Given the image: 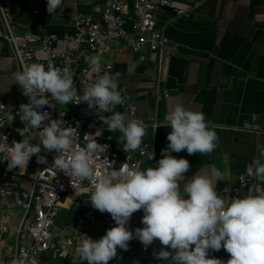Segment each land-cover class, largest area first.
Listing matches in <instances>:
<instances>
[{
	"label": "crops",
	"instance_id": "0c3cea01",
	"mask_svg": "<svg viewBox=\"0 0 264 264\" xmlns=\"http://www.w3.org/2000/svg\"><path fill=\"white\" fill-rule=\"evenodd\" d=\"M102 5L103 0H63L50 16L47 0H4V9L12 17L11 31L16 36L23 35L36 23L45 33L71 34L78 14L93 15L95 8ZM34 9L40 11L39 16L32 14ZM155 28L168 39V48L157 53L147 48L140 53L112 51L102 59L104 65L113 67L121 90L135 96L134 116L121 105L115 111L126 114L128 119L143 120L147 125L142 145L153 144L155 159L143 158L140 171L157 167L163 158L161 152L167 148V136L172 131L170 126H164L165 116L177 104L202 112L219 137L216 150L208 155H189L187 151L172 155L189 160L191 168L185 174L186 180L196 173L210 174L213 167L218 169L223 179L216 190L226 203L228 193L236 187L238 177L246 173L247 165L255 159L264 163V0H171L168 7L156 13ZM0 31H4L1 20ZM119 46L120 43L114 45ZM173 47L176 54H172ZM17 71L20 68L12 59L10 46L0 38V103L8 107L17 102L20 88L15 79ZM111 114L104 113L105 118ZM121 136L118 130L108 132L110 142L123 153ZM256 183L254 195H264V184L258 179ZM87 208L92 206L86 197L63 198L52 227L59 242L76 236V215ZM94 210L99 222L105 217L112 218L106 212ZM143 215L142 210L134 213L128 227L133 231L143 228ZM5 216L11 217V228L0 236V264H13L16 247L28 242L18 237L21 214L13 200L0 196V222ZM92 236L98 240L104 235L94 228ZM132 244L133 240L129 246ZM8 247L12 250L8 251ZM216 254L225 261L230 259L223 248ZM29 264L81 263L55 260L43 254ZM109 264L152 263L142 255L127 262L124 250H118Z\"/></svg>",
	"mask_w": 264,
	"mask_h": 264
},
{
	"label": "clouds",
	"instance_id": "9594fccd",
	"mask_svg": "<svg viewBox=\"0 0 264 264\" xmlns=\"http://www.w3.org/2000/svg\"><path fill=\"white\" fill-rule=\"evenodd\" d=\"M62 3L63 0H47L48 14H55ZM89 62L98 74L102 71L99 56L90 57ZM15 79L29 100L19 106L16 115L25 123V130L42 131L36 144L26 138L14 141L12 146L7 138L0 142V153L5 154L8 170L27 169L33 156L37 157V163H47L42 151H55L53 165L68 176L94 181L89 198L92 208L110 214L115 222L116 226L100 239L86 235L78 244L76 252L81 264L83 261L109 264L118 250L129 249L133 239H138L145 249L158 240L163 247L153 255L166 264H264V195L236 197L226 204L216 190L223 179L218 169L213 167L210 174L196 173L186 180L185 174L191 168L189 160L172 155L181 151L208 155L216 150L219 137L202 112L177 104L165 116L164 126H170L172 131L157 167L140 171L122 166L101 175L93 167V160L108 146L90 141L84 147L74 148V130L62 128L57 120L45 125L43 122L50 119V113L41 109L54 108V102L63 105L86 102L108 130L122 133L120 141L125 152L141 150L147 125L143 120L128 119L126 114L115 111L117 105L125 103L116 76L99 75L95 83L84 88L82 95L78 94L68 66L58 68L49 63L46 70L39 63L23 65L15 73ZM106 112L112 114L105 118L102 114ZM153 158L154 155L150 157ZM247 173L264 182V163L255 159ZM140 210L144 213L141 221L144 227L133 231L128 225L133 214ZM222 248L230 259L225 262L210 257V251ZM13 264L26 261L20 258Z\"/></svg>",
	"mask_w": 264,
	"mask_h": 264
},
{
	"label": "built area",
	"instance_id": "2783aa9c",
	"mask_svg": "<svg viewBox=\"0 0 264 264\" xmlns=\"http://www.w3.org/2000/svg\"><path fill=\"white\" fill-rule=\"evenodd\" d=\"M170 2L171 0H133L130 9L127 0H103L102 7L95 8L93 15L78 14L74 18L71 34L58 36L55 33H45L36 23L23 35L16 36L10 27L12 17L4 9V0H0V20L4 26V31H0V38L10 46L12 59L17 62L20 71L23 65L33 63L43 64L46 70L49 63L58 68L68 66L78 94L82 95L84 88L95 83L99 75L108 73L115 76L113 67L102 63L106 54L112 51L140 53L145 48L157 53L168 48L169 41L156 30L155 21L156 13L168 7ZM32 14L37 17L40 11L34 9ZM178 14L186 15L185 12ZM116 43H120L118 48L114 47ZM171 50L172 54L177 53L176 48ZM92 56L101 58L102 71L99 74L89 62ZM117 83L118 90L125 99L121 106L130 116H134L137 112L135 96L125 94L118 80ZM140 96L144 97L145 94ZM28 102V97L19 88L15 106L8 107L0 103L1 142L7 138L8 145L12 146L14 141L21 142L24 138L33 144L40 141L39 133L42 129L25 130V123L16 115L19 106ZM41 111L50 113V119L43 122L45 125L50 124L51 120H57L62 128L74 130V148L84 147L90 141L108 146L106 151L99 152L93 160V167L101 175L110 174L112 170H119L122 166L126 170H140L143 158L154 155L151 160L155 159L154 146L150 143H144L141 150L120 153L110 142V130L107 125L103 124L97 112L90 109L86 102L79 105L54 102V108L45 106ZM41 155L47 158V163H37V157L33 156L27 169L9 171L7 161L4 160L5 154L0 153V196L13 200L21 214L18 237L21 241L28 242L16 247L14 260L23 258L26 264H29L32 259L49 254L55 260L65 259L72 263H81L76 252L78 244L87 236L93 238L94 228H98L105 235L108 229L116 226L115 222L110 217H105L99 222L97 212L93 208L81 209L74 224L76 236H68L59 242L52 232V227L63 198L86 197L90 203L94 181L68 176L57 169L53 165L57 155L55 151H42ZM249 165L251 164H248L247 168ZM256 184V178L248 175L246 171L238 177L236 187L228 193L226 204H230L236 197L254 195ZM10 228L11 217L5 216L0 222V236L8 233ZM162 247L157 240L145 249L138 239H133V244L124 251V258L129 262L142 255L152 264H166L153 255ZM7 250L11 251L12 248L8 247ZM209 255L225 261L216 251H210Z\"/></svg>",
	"mask_w": 264,
	"mask_h": 264
},
{
	"label": "water",
	"instance_id": "95a60500",
	"mask_svg": "<svg viewBox=\"0 0 264 264\" xmlns=\"http://www.w3.org/2000/svg\"><path fill=\"white\" fill-rule=\"evenodd\" d=\"M127 1H128V4H129L130 9H132V1L133 0H127Z\"/></svg>",
	"mask_w": 264,
	"mask_h": 264
}]
</instances>
